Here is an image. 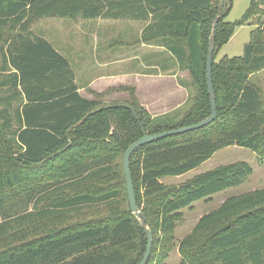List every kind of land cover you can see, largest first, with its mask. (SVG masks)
Returning a JSON list of instances; mask_svg holds the SVG:
<instances>
[{"label": "trees", "instance_id": "1", "mask_svg": "<svg viewBox=\"0 0 264 264\" xmlns=\"http://www.w3.org/2000/svg\"><path fill=\"white\" fill-rule=\"evenodd\" d=\"M233 1V0H232ZM227 0H0V264H138L146 248L130 211L123 154L143 137L192 126L210 115L205 62L212 22ZM232 7V6H231ZM231 10V8H230ZM215 29L211 79L216 118L207 126L145 144L129 159L135 203L152 236L145 264H264V189L225 198L177 243L181 210L240 185L236 162L182 176L224 148L252 151L264 166V0ZM144 24L139 41L164 48L189 76V108L174 122L152 117L131 87L78 93L69 60L33 34L41 19ZM250 26L239 57L215 62L235 30ZM3 40V41H2ZM116 92L128 100L105 103ZM166 119V120H164Z\"/></svg>", "mask_w": 264, "mask_h": 264}, {"label": "rangeland", "instance_id": "2", "mask_svg": "<svg viewBox=\"0 0 264 264\" xmlns=\"http://www.w3.org/2000/svg\"><path fill=\"white\" fill-rule=\"evenodd\" d=\"M249 0H233L231 10L226 18L227 22L240 20L246 9ZM140 22L135 21H110V20H66L46 18L34 23L31 27L33 34L48 41L57 51L66 57L73 71V67L79 64L92 63L101 61L103 55L106 58L104 72L112 73L118 68L119 71L132 72L134 67L139 68V62L132 60L131 50L136 45L134 42L139 36ZM252 27L242 26L235 30L229 41L216 51L215 62L223 57H239L243 53V47L249 42ZM106 40V45H104ZM3 41V40H2ZM1 44V43H0ZM104 47V51H101ZM115 57L125 59L114 62ZM164 58L161 59V61ZM165 61H169L166 57ZM79 63V64H78ZM117 63V64H116ZM97 69V67L95 68ZM99 71V70H98ZM121 73V72H119ZM182 78H189L187 72H183ZM261 79L264 82V73L254 77L251 81ZM264 90V88H262ZM90 92V90H88ZM87 95L86 92H84ZM96 94V93H95ZM89 95V94H88ZM91 95V94H90ZM107 94L103 98L110 97ZM128 99V93L123 94ZM92 96V95H91ZM189 96V89H188ZM93 97V96H92ZM102 98V99H103ZM122 99V100H121ZM122 96L115 100H105V103L123 102ZM189 108V102H184L183 106L167 116V123L174 122ZM236 162H244L252 169V174L247 177L240 185L216 193L212 196L211 201L199 200L194 202L189 208L181 210L183 215L182 221L177 224L174 232V240L177 243L186 233L192 229L193 220L200 213L211 212L219 206L222 199L248 193L254 190L264 189V166L261 165L256 155L245 148L232 146L215 152L210 159L202 163L199 167L190 173L180 177H166L163 180L172 185L181 183L198 174L205 173L219 166H226ZM180 257L175 251L169 254L166 264H180Z\"/></svg>", "mask_w": 264, "mask_h": 264}, {"label": "crops", "instance_id": "3", "mask_svg": "<svg viewBox=\"0 0 264 264\" xmlns=\"http://www.w3.org/2000/svg\"><path fill=\"white\" fill-rule=\"evenodd\" d=\"M139 25V36L134 42L136 45L130 52L132 55L131 58L136 62V65L139 62V68L137 69L136 67H134V70L132 72L119 71L121 73H119L117 71L118 68H116L114 72L106 73L104 72V68L106 66V60L104 58L107 59L105 55H103L101 61H97L95 64L88 62L86 64L78 63L79 65H75V67H73L76 70L73 72L75 76V83L78 88V93L82 97L91 100L93 99V97L90 95L88 90L96 94H102L109 88L131 87L134 89L135 97L137 98L140 105L152 117H158L173 113L176 110H179L188 98L189 78H182L184 73L177 69L175 59L168 52H166L164 48L156 45H146L139 41L140 34L143 27L145 26L142 23H139ZM104 45H106V40H104ZM101 51H104V47ZM166 57L169 59L168 62L165 61ZM162 58H164V61H161ZM119 60L123 61L125 59H121V57L114 58V62H118ZM96 67L97 69H95ZM263 73L264 70L259 73L253 74L250 79L252 80L254 77H257L258 75ZM252 82L258 85L261 90L262 88H264V82L261 81L260 78ZM262 91L264 94V90ZM84 92H86L87 95H85ZM123 94L127 93H111L108 95L110 97H106L105 99L103 98L102 101L115 100L117 97L119 98V96H122L123 99H126L125 101H127L128 99L124 98L127 96ZM184 175L177 178L179 179ZM161 182L164 184H168L163 179L161 180ZM178 184L179 183L177 182L172 185ZM211 200L212 197L208 201ZM223 200L224 199H222V201H220L218 204L220 205ZM204 214L200 213L196 218H194L193 227L197 223L198 219ZM191 230H189L186 235ZM175 252L177 253L176 250Z\"/></svg>", "mask_w": 264, "mask_h": 264}, {"label": "water", "instance_id": "4", "mask_svg": "<svg viewBox=\"0 0 264 264\" xmlns=\"http://www.w3.org/2000/svg\"><path fill=\"white\" fill-rule=\"evenodd\" d=\"M227 4L228 5H227L226 10L224 12L218 13L212 22L211 33H210V38H209L208 48H207V55H206V62H205V80H206L207 93H208L209 102H210V115L203 121L197 124H194L192 126L182 127V128L162 132L159 134H155V135H143V137H141L140 139L130 144L123 154L122 164H123V171H124L130 211L134 217L140 220L141 226L146 234L145 252L143 254L142 259L140 260L138 264H145L146 261L148 260L150 252H151L152 236L135 203L134 190H133V185H132V180H131V175H130V168H129L130 156L132 155L133 152H135L137 149H139L141 146L145 144H149V143H152L154 141H157L159 139H163L166 137L175 136V135L183 134V133H186L192 130L200 129L202 127L207 126L209 123L214 121V119L216 118L215 99H214L212 79H211V66H212V56H213V51H214L216 25L220 17L223 15V13L228 12L230 10L232 6V0H227Z\"/></svg>", "mask_w": 264, "mask_h": 264}]
</instances>
